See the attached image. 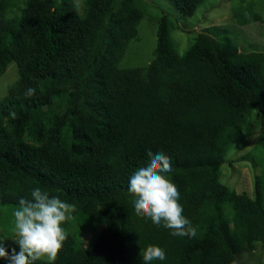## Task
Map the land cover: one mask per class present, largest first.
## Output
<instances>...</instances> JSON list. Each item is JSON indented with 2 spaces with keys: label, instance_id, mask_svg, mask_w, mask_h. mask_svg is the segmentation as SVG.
<instances>
[{
  "label": "trees",
  "instance_id": "1",
  "mask_svg": "<svg viewBox=\"0 0 264 264\" xmlns=\"http://www.w3.org/2000/svg\"><path fill=\"white\" fill-rule=\"evenodd\" d=\"M170 1L192 17L205 0ZM15 2L0 0V76L9 63L17 69L0 99L6 233L12 234L18 199L39 185L75 208L55 260L34 264H143L149 244L166 252L165 261L151 264H243L242 253L264 242V175L255 177L252 197L218 178L252 111L259 113L264 148V53H240L230 41L200 32L178 54L174 23L154 14L152 60L145 68H119V53L150 15L141 0H84L82 15L74 0H27L19 17L7 18ZM233 15L240 25L264 24L250 7H236ZM144 145L171 158V179L195 235H171L124 197L131 192L125 174L145 157ZM99 205L100 229L83 247L68 229L85 225ZM5 243L18 250L14 241Z\"/></svg>",
  "mask_w": 264,
  "mask_h": 264
},
{
  "label": "rangeland",
  "instance_id": "2",
  "mask_svg": "<svg viewBox=\"0 0 264 264\" xmlns=\"http://www.w3.org/2000/svg\"><path fill=\"white\" fill-rule=\"evenodd\" d=\"M26 1L16 0L14 8L7 14V18L19 17L25 8ZM59 1L54 0L56 4ZM83 2L84 0H74L79 15H82L84 11ZM141 2L150 15L146 14L139 20L136 36L127 41L122 52L119 53V68H145L152 60L157 29V23L153 19L154 14L157 16L167 15L174 23L175 29L171 31L170 37L178 54H182L200 32H205L219 41H230L240 53H264V24L254 21L247 25H240L233 15V9L236 7H250L251 12L264 18V0H205L192 17L180 15L170 0H141ZM16 78L15 64L9 63L0 76V99L6 95L8 86ZM64 109V105L58 107V111L63 112ZM259 133V113L252 111L246 119L241 134L227 150L218 178L223 185L248 197L253 195L255 177L264 175V148L259 146ZM124 197L130 199L132 192L125 193ZM101 210L102 207L99 205L97 209L88 211V220L85 225L80 227L74 222L68 229V232L76 237L83 247L95 237L100 229L96 222L102 214ZM3 211L5 210L3 209ZM12 213L11 211V217H13ZM69 221L70 219L62 226H66ZM94 224L96 226L91 229ZM0 235L8 236L1 226ZM239 258L243 264H264V242L257 243L251 253H242ZM41 259L47 261L46 258Z\"/></svg>",
  "mask_w": 264,
  "mask_h": 264
},
{
  "label": "clouds",
  "instance_id": "3",
  "mask_svg": "<svg viewBox=\"0 0 264 264\" xmlns=\"http://www.w3.org/2000/svg\"><path fill=\"white\" fill-rule=\"evenodd\" d=\"M144 152L145 157L130 166L125 174L124 186L132 192L131 208L142 212L153 224L170 229L173 236L195 235L196 228L183 214L180 192L171 179V158L148 145H144ZM74 208L39 185L31 187L29 198L21 196L13 210L12 234L0 235V260L6 264H34L41 258L54 261L67 238L62 225L71 219ZM8 239L18 245V250L6 248ZM141 259L143 264L165 261L166 252L159 245L149 244Z\"/></svg>",
  "mask_w": 264,
  "mask_h": 264
}]
</instances>
